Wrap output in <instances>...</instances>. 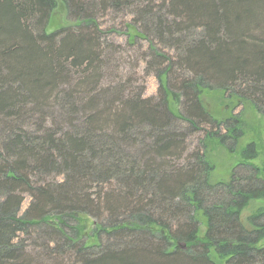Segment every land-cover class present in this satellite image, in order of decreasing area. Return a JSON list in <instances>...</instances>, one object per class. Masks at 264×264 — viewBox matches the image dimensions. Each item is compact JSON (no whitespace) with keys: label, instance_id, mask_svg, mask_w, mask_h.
Returning a JSON list of instances; mask_svg holds the SVG:
<instances>
[{"label":"trees","instance_id":"16d2710c","mask_svg":"<svg viewBox=\"0 0 264 264\" xmlns=\"http://www.w3.org/2000/svg\"><path fill=\"white\" fill-rule=\"evenodd\" d=\"M61 2L48 32L57 0H0V264H264V211L242 220L264 201L258 143L214 183L209 143L235 155L244 125L202 101L264 118V0ZM110 13L161 63L158 98L101 87Z\"/></svg>","mask_w":264,"mask_h":264},{"label":"rangeland","instance_id":"374dc122","mask_svg":"<svg viewBox=\"0 0 264 264\" xmlns=\"http://www.w3.org/2000/svg\"><path fill=\"white\" fill-rule=\"evenodd\" d=\"M57 2L60 7L53 12L51 23H49L50 25L47 28L48 32L56 31L68 24L66 9L61 0H57ZM100 17L101 15H99V18ZM133 20L134 16L130 13H120L118 15L110 13L99 19L100 29L102 32H107L103 35L102 41L108 44V47L106 45L104 46L105 48L107 47L108 50L106 52L107 55H109L106 79L101 87H104L103 89L108 87L110 89H115L116 86H121L127 88V94L130 93L129 90H131V93H133L134 90L136 93H139L142 98H158L161 93V86L155 71H159L158 68H160L159 64L161 63L154 62L156 57L150 51L151 49H149L147 41L144 39L131 41V38L127 34V29L128 26L133 23ZM111 29H114L115 33H108ZM110 44L116 47L115 50L109 49ZM157 49L159 53L162 51L161 47ZM149 63L152 64L150 67ZM202 101L207 111L214 117H218L219 121L229 115L242 112L241 120L244 125V139L240 141V146L237 147L238 151L235 155H230L228 151L216 141H211L209 143L208 157L214 168L211 174L214 183L221 181L228 182L230 180L232 169L241 162V148L250 142H257L261 153L259 158L253 162V165L262 167L264 163V118L259 116L254 109L249 106H240V108L235 110L233 105L228 107L220 92H204ZM171 104L173 107L174 104ZM203 137L204 135L202 133L198 134L193 139V142H191V148H198V146H200V140L203 139ZM30 203L31 197L25 195L22 212L29 208ZM261 211H264V201H253L243 213L242 220L247 222V219L251 215ZM198 219L202 226L201 235H203L206 230V226L204 225L205 221L202 215H198ZM93 222L94 220L91 218L85 219L88 230L92 228ZM87 243L92 246L96 244V241L90 239ZM28 245L31 247L30 249H32L31 241H29ZM211 256L215 261L219 262L214 252L211 253Z\"/></svg>","mask_w":264,"mask_h":264}]
</instances>
